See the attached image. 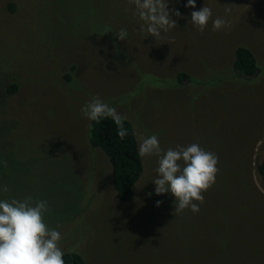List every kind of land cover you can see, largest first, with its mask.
<instances>
[{"label": "rangeland", "instance_id": "obj_1", "mask_svg": "<svg viewBox=\"0 0 264 264\" xmlns=\"http://www.w3.org/2000/svg\"><path fill=\"white\" fill-rule=\"evenodd\" d=\"M186 4L168 0L182 18L155 38L132 0H0V199L46 200L59 247L85 264H264V0ZM203 6L212 19L200 32L189 21ZM217 17L227 26L212 31ZM238 45L256 76L234 75ZM94 96L127 117L138 146L156 134L165 151L198 143L219 157L198 213L155 194L154 155L141 157L132 198L117 199L80 111Z\"/></svg>", "mask_w": 264, "mask_h": 264}, {"label": "clouds", "instance_id": "obj_2", "mask_svg": "<svg viewBox=\"0 0 264 264\" xmlns=\"http://www.w3.org/2000/svg\"><path fill=\"white\" fill-rule=\"evenodd\" d=\"M142 20L148 24L150 36L160 38L161 32L176 27L172 18H182L175 8L168 9V0H132ZM195 8V0H187L185 5ZM226 12L230 9L225 10ZM212 19V10L203 6L191 13L190 23L203 32ZM227 26L225 19L217 17L212 20V31ZM124 40L127 32L121 29L116 34ZM83 117L89 121L99 122L111 118L117 125V135L123 139L127 135L124 128L126 116H122L114 107L109 106L99 96H94L81 109ZM89 134L92 124L88 125ZM139 155L156 156L158 167L155 194L170 193L174 199V213L188 209L193 213L200 211L199 205L204 202L203 193L216 182L219 172V157L203 149L198 143L187 146L177 145L166 151L160 147L156 134L141 137ZM0 191L7 193V185L0 186ZM198 202V203H197ZM162 202L157 201L160 206ZM50 209L46 200H34L31 195L23 199H0V264H65L64 252L59 247L61 233L50 228L44 222V216Z\"/></svg>", "mask_w": 264, "mask_h": 264}, {"label": "trees", "instance_id": "obj_3", "mask_svg": "<svg viewBox=\"0 0 264 264\" xmlns=\"http://www.w3.org/2000/svg\"><path fill=\"white\" fill-rule=\"evenodd\" d=\"M11 11L13 5H9ZM232 70L234 75L251 78L258 74L259 66L252 51L244 46L238 45L234 50V59L232 62ZM74 65H71L64 78L69 80L73 73ZM181 83L190 79L185 72H179L176 76ZM17 88L15 82L10 83L6 87L8 93H13ZM92 130L89 134V141L92 146L100 148L112 166V184L115 188V194L118 200L128 201L133 196V187L143 172V163L139 155V146L135 136L132 124L129 120L124 121V128L127 135L121 139L117 135V125L111 118L103 119L99 122H90ZM256 173L264 186V160L255 166ZM241 178L245 177L241 174ZM247 183V182H246ZM244 184V186L248 185ZM249 193L253 192L248 185ZM65 264H85L83 258L75 252H64Z\"/></svg>", "mask_w": 264, "mask_h": 264}]
</instances>
